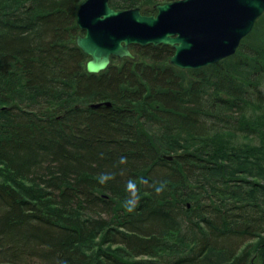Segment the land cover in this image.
<instances>
[{
	"label": "trees",
	"instance_id": "1",
	"mask_svg": "<svg viewBox=\"0 0 264 264\" xmlns=\"http://www.w3.org/2000/svg\"><path fill=\"white\" fill-rule=\"evenodd\" d=\"M81 1L0 0V264H264V13L215 64L91 74Z\"/></svg>",
	"mask_w": 264,
	"mask_h": 264
},
{
	"label": "water",
	"instance_id": "2",
	"mask_svg": "<svg viewBox=\"0 0 264 264\" xmlns=\"http://www.w3.org/2000/svg\"><path fill=\"white\" fill-rule=\"evenodd\" d=\"M154 9L146 15L139 8H112L109 0L80 2L76 25L83 33L75 44L89 57L86 72L104 71L111 57L134 60L130 45L169 46L170 64L182 70L215 64L235 53L264 12V0H175Z\"/></svg>",
	"mask_w": 264,
	"mask_h": 264
},
{
	"label": "bare ground",
	"instance_id": "3",
	"mask_svg": "<svg viewBox=\"0 0 264 264\" xmlns=\"http://www.w3.org/2000/svg\"><path fill=\"white\" fill-rule=\"evenodd\" d=\"M76 26H77V25H76ZM86 61H87V60H86ZM86 61H85V63H86ZM168 157H171V158H172L171 155H165L163 158L166 159V160H170V159H168Z\"/></svg>",
	"mask_w": 264,
	"mask_h": 264
},
{
	"label": "clouds",
	"instance_id": "4",
	"mask_svg": "<svg viewBox=\"0 0 264 264\" xmlns=\"http://www.w3.org/2000/svg\"><path fill=\"white\" fill-rule=\"evenodd\" d=\"M160 191V189H157V192H159Z\"/></svg>",
	"mask_w": 264,
	"mask_h": 264
}]
</instances>
